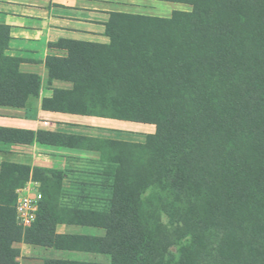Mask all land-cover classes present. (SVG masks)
I'll use <instances>...</instances> for the list:
<instances>
[{"label":"trees","instance_id":"trees-1","mask_svg":"<svg viewBox=\"0 0 264 264\" xmlns=\"http://www.w3.org/2000/svg\"><path fill=\"white\" fill-rule=\"evenodd\" d=\"M190 4L169 17L111 12L108 43L60 39L67 55H49V79L70 82L42 100L46 110L156 125L145 143L96 140L109 164L111 197L102 207L57 201L62 172L4 162L0 173V264H19L17 242L79 250L88 244L110 263L47 258L44 264H209L207 240L219 238L222 264H264V0H159ZM10 27L0 24V105L26 107L42 77L10 55ZM86 146L47 130L0 127V142ZM84 141V142H83ZM90 142V143H91ZM143 147L142 161L136 149ZM42 181L36 220L17 221L16 190ZM161 176V177H156ZM163 179L188 201L198 228L186 226L178 256L166 259L146 218L142 191ZM144 192V191H143ZM187 196V195H186ZM59 223L105 235L59 233ZM178 236L179 238L181 237ZM213 264V263H212Z\"/></svg>","mask_w":264,"mask_h":264},{"label":"crops","instance_id":"crops-1","mask_svg":"<svg viewBox=\"0 0 264 264\" xmlns=\"http://www.w3.org/2000/svg\"><path fill=\"white\" fill-rule=\"evenodd\" d=\"M149 9L126 0H0V24L10 27L11 41L7 52L23 59L21 68L42 77L39 96H31L26 107L0 105V127L47 130L84 139L86 146L72 143L0 142V173L4 162L25 164L35 168L62 172L61 194L77 196L85 192L105 191L102 181L111 177L109 164L101 149L89 146L96 140L126 142V120L97 115L46 110L45 97H52L56 88H71L70 82L49 79L46 58L67 55L54 44L60 39L108 43L106 23L111 12L145 14ZM67 84V86L65 85ZM134 122V121H128ZM84 142V141H83ZM91 142V143H90ZM42 181L31 175L24 187L16 190L18 197L29 188L41 191ZM103 188V189H102ZM59 223L57 231L67 233L68 226ZM21 251L19 264H44L53 248L26 242L14 244ZM56 258V257H54Z\"/></svg>","mask_w":264,"mask_h":264},{"label":"rangeland","instance_id":"rangeland-1","mask_svg":"<svg viewBox=\"0 0 264 264\" xmlns=\"http://www.w3.org/2000/svg\"><path fill=\"white\" fill-rule=\"evenodd\" d=\"M126 2L134 3L136 5H142L149 9L141 10L146 11L154 16L169 17L175 10L191 11L193 7L190 4L180 2H167L159 0H126ZM67 86V84H65ZM72 84L70 83V86ZM126 139L133 140L137 144L145 143L147 135L156 132V125L147 124L141 122H126ZM143 147L136 149V155L144 161L147 157V153ZM161 177V176H156ZM107 179L102 181V186L107 189L105 191L85 192L84 194H78L77 196L70 197L69 194H60L57 199L59 203L69 206L79 207H104L109 204V197H111L109 183ZM103 189V188H102ZM144 191V192H143ZM142 191L143 208L146 211V218L151 226L152 231L158 241V247L163 253L166 259H169L171 254L174 257L178 256V246L180 243L191 239V232L187 231L186 234H181L186 231L185 228L188 225L189 228H198V222L200 219L195 214H192V205L189 200H195L198 196V191L195 187L186 189L187 194L180 196L170 188L163 179L153 178L146 188ZM187 195V196H186ZM72 224V223H71ZM67 233H75L79 235L87 236H101L105 235V229L87 226L80 224H73L68 226ZM181 236L180 238L178 236ZM83 249L79 250H67V249H54L53 252L46 254L47 258H59L68 260L87 261L94 263H110L111 256L104 253H99L93 250L88 244L83 245ZM208 259L209 264H222L220 261V253L218 252L219 238L216 236L209 237L207 240Z\"/></svg>","mask_w":264,"mask_h":264},{"label":"built area","instance_id":"built-area-1","mask_svg":"<svg viewBox=\"0 0 264 264\" xmlns=\"http://www.w3.org/2000/svg\"><path fill=\"white\" fill-rule=\"evenodd\" d=\"M43 194L40 190L29 188L18 197L16 211L17 221L23 226H30L36 220L37 211Z\"/></svg>","mask_w":264,"mask_h":264}]
</instances>
